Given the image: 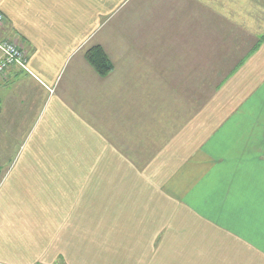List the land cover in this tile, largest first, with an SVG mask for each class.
<instances>
[{"label": "crops", "instance_id": "1", "mask_svg": "<svg viewBox=\"0 0 264 264\" xmlns=\"http://www.w3.org/2000/svg\"><path fill=\"white\" fill-rule=\"evenodd\" d=\"M229 4L0 0L27 68L0 76V155L28 128L0 264H264V41Z\"/></svg>", "mask_w": 264, "mask_h": 264}, {"label": "rangeland", "instance_id": "2", "mask_svg": "<svg viewBox=\"0 0 264 264\" xmlns=\"http://www.w3.org/2000/svg\"><path fill=\"white\" fill-rule=\"evenodd\" d=\"M134 1L135 0H131V1L130 0H116L115 12L111 13V16H110L112 21H115V16H116V20H117V16L123 19L122 17H124L126 13L129 16L132 11L131 5L134 3ZM226 1L230 3L229 6L226 7L227 12L230 10H233V11L235 10L236 11L235 14L238 15V18H242L244 21H247V23L253 25L254 28L258 26L260 33L264 31V0H226ZM213 2L219 3L220 0H213ZM212 30L209 31L210 35L208 36L206 35L205 38L211 39V41H219V39L221 40L222 38L220 36L222 35L221 33H219V30H215V29H212ZM201 31L203 32L204 30H197V33ZM252 31L253 30H247L245 34L246 33L252 34L253 33ZM225 34L226 32L223 31V37L229 36ZM2 40H7V39H2ZM24 68H26V66ZM19 128L22 129L19 131L18 137L20 139L7 142L11 146H4L3 149H1L5 151V153L3 155H0V178L3 174L6 173L8 167L12 166L15 160L17 159L16 157L12 156L13 152L17 151L18 148L22 149V147L25 144L23 137L28 128L26 125H20ZM2 144L4 145V142H2ZM9 176L10 177L7 182H12L14 178L12 177V175H9Z\"/></svg>", "mask_w": 264, "mask_h": 264}, {"label": "built area", "instance_id": "3", "mask_svg": "<svg viewBox=\"0 0 264 264\" xmlns=\"http://www.w3.org/2000/svg\"><path fill=\"white\" fill-rule=\"evenodd\" d=\"M4 22V15L0 11V26ZM0 76L4 74L11 66L25 67V52L15 42L10 40H0Z\"/></svg>", "mask_w": 264, "mask_h": 264}, {"label": "trees", "instance_id": "4", "mask_svg": "<svg viewBox=\"0 0 264 264\" xmlns=\"http://www.w3.org/2000/svg\"><path fill=\"white\" fill-rule=\"evenodd\" d=\"M256 34L258 36V42L253 46L254 48H256L259 43L264 41V31L260 33V31L257 30ZM85 57L89 62V64L101 75L106 73L112 68L111 62L109 61L106 53L104 52L103 48L100 45H93L89 47L85 51Z\"/></svg>", "mask_w": 264, "mask_h": 264}]
</instances>
